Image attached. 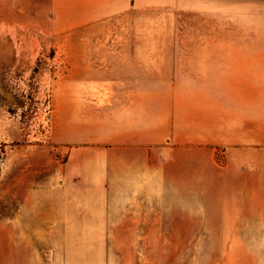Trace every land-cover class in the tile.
Segmentation results:
<instances>
[{
  "label": "crops",
  "instance_id": "crops-1",
  "mask_svg": "<svg viewBox=\"0 0 264 264\" xmlns=\"http://www.w3.org/2000/svg\"><path fill=\"white\" fill-rule=\"evenodd\" d=\"M75 1L113 40L77 43L59 153L39 145L0 186V264H113L102 243L164 240L264 264V0Z\"/></svg>",
  "mask_w": 264,
  "mask_h": 264
},
{
  "label": "rangeland",
  "instance_id": "rangeland-1",
  "mask_svg": "<svg viewBox=\"0 0 264 264\" xmlns=\"http://www.w3.org/2000/svg\"><path fill=\"white\" fill-rule=\"evenodd\" d=\"M94 5L75 0H0V186L12 184L39 145L59 153L55 148L60 146L50 144L49 135L60 118L65 74L76 45L113 40L105 30L79 26L78 17ZM89 25L106 29L108 23ZM60 150L65 157L67 150ZM202 244L109 242L101 249L116 255L113 264H218L217 257L201 255Z\"/></svg>",
  "mask_w": 264,
  "mask_h": 264
}]
</instances>
